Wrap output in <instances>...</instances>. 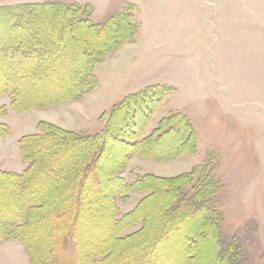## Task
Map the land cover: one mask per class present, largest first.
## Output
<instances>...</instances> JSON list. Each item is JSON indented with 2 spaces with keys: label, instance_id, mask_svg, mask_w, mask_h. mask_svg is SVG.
I'll return each mask as SVG.
<instances>
[{
  "label": "rangeland",
  "instance_id": "rangeland-1",
  "mask_svg": "<svg viewBox=\"0 0 264 264\" xmlns=\"http://www.w3.org/2000/svg\"><path fill=\"white\" fill-rule=\"evenodd\" d=\"M38 3L79 6L94 24L129 9L137 31L131 41L122 44L94 68L93 77L99 85L81 100L15 114L10 108V98L0 96V124L9 128L7 134H0V170L21 173L25 169L18 141L22 136L40 133L36 127L39 122L65 131L96 134L104 125L100 119L103 112L110 111L129 94L160 86L167 92L150 116L143 136L156 129L169 113L178 111L195 130V153L166 162L135 156L119 177L133 182L146 174L172 178L195 171V183L196 176L212 171L218 191H214L215 188L212 191L210 204L219 212L223 240L229 242L233 237L237 240L246 264H264V0H0V8ZM43 19L37 17L15 29L6 28L0 22L2 44L15 39L20 41L17 46L25 45L30 49L29 45L36 43L37 34L41 41H48L57 49L63 46L59 49L64 54L53 63L45 58L28 60L29 54L25 57L15 52L0 62V85L6 74L12 84L21 89L20 96L25 102L53 99L62 94L70 82L69 71L81 63V55L76 51L81 42L76 35L64 37L63 42L55 41L60 25ZM71 46L74 47L72 52ZM69 52L71 54L65 55ZM40 66L45 68L31 77L35 67L33 74ZM25 76L29 84H22ZM171 142L158 145L152 151L166 152L165 145ZM121 152L116 149L107 154L106 159L113 163V156ZM59 153L53 150L48 154L58 156L61 162L75 161L70 153ZM60 166L53 164L45 176H55ZM47 177L41 181L45 185ZM203 184L204 179L199 185ZM2 194L0 190V196ZM98 194H91L90 198L99 202L104 193ZM147 194L131 191L125 201L115 198L118 217L131 212ZM148 204L144 207L145 213L155 216L150 209L154 202ZM107 208V204L101 202L91 207L93 216L82 225L79 264H86L83 253L95 242L97 233L107 236ZM0 210L4 214L8 206L2 202ZM163 210L164 214L157 216V226L165 225L172 218L165 207ZM193 223L194 220L188 218L180 223V229L154 237L152 250L161 264H175L181 258H187L189 264H212L218 260L214 252L206 262L201 260L202 241L209 242L211 234L205 235L200 229L197 233L191 232L186 227ZM140 227L141 224L130 226L121 235L131 234ZM187 238L195 246L186 242ZM44 239L40 242L42 249L51 245L49 237ZM2 243L5 244L0 246V264H29L18 241ZM62 258L66 262L71 260L65 255Z\"/></svg>",
  "mask_w": 264,
  "mask_h": 264
},
{
  "label": "trees",
  "instance_id": "trees-1",
  "mask_svg": "<svg viewBox=\"0 0 264 264\" xmlns=\"http://www.w3.org/2000/svg\"><path fill=\"white\" fill-rule=\"evenodd\" d=\"M37 17H43L46 22H56V26L60 25L57 27L59 33L55 41L63 42L64 37L76 35L81 42V46L76 49L81 55V63L75 70L69 71L67 78H70V82L61 95L38 102L23 101L21 89L16 88L5 74L0 85V96L7 95L10 98V108L15 114L25 113L30 108L45 109L60 102L84 98L99 85L93 77L94 68L122 44L131 41L137 31L129 9L111 16L103 23L94 24L86 17L84 9L63 3L0 8V22L6 28H20L23 23ZM35 39L36 43L29 45L30 49L25 45L17 46L20 41L15 39L3 44L0 42V62L7 60L6 57L14 52L25 57L28 54L34 55L26 57L28 60L45 58L52 63L56 57L64 54L60 47L58 50L48 41H41L37 34ZM85 41L88 44H84ZM69 50L72 52L74 47L71 46ZM43 68L40 66L35 74L31 73V77ZM23 78L25 81L22 84L26 82V76ZM159 87L151 86L129 94L114 104L110 111L103 112L100 119L104 125L99 133H75L39 122L37 128L40 133L22 136L18 145L25 169L21 173L0 170V190L3 191L0 205L3 202L8 206L6 213H0V243L18 241L30 264H79L82 225L88 223L86 220H91V207L101 202L108 206L106 225L109 231L106 237L97 233L94 239L97 242L84 251L86 264H161L159 256H155L152 250L154 237L167 234L171 229H180V223L188 218L194 220L193 224L186 227L191 232L200 229L205 235L211 234L209 242L203 240L204 245L201 243L204 247L202 261L206 262V258L210 259L216 253L218 261L212 264H246L245 254L237 240L233 237L225 242L222 238L219 212L210 204L214 195L212 191L214 188V191H218L212 171L207 175L201 173L196 176L195 183V171L172 178L146 174L136 177L133 182H126L119 177L128 161L135 156L166 162L184 154L195 153V130L178 111L169 113L159 121L156 129L143 136L150 116L161 105L162 96L167 92ZM8 130V126L0 124L1 135L7 134ZM165 141H173L165 145L168 151H152L158 145L165 144ZM116 149L122 152L113 156L114 162L111 163L106 156ZM53 150L60 152L59 155L68 152L75 157V161L61 162L57 160L58 156L49 155ZM53 164L61 165V168L55 176H45ZM45 177L46 185L41 182ZM203 179L204 184L199 185ZM53 187L57 188L53 190ZM131 191L148 194L138 201L131 212L118 217L115 198L125 201ZM98 193L104 194L99 202H95L90 195ZM151 202H154V206L150 209L156 217L145 213L144 207ZM163 207L172 218L165 225L157 226L155 222L158 215L164 214ZM136 224H141L137 231L121 235L126 228ZM46 236L51 239V245L46 249L43 247V250L40 242L43 243ZM187 241L192 247L195 246L189 238ZM64 255L71 260L66 262L62 258ZM175 264L189 263L187 258H181Z\"/></svg>",
  "mask_w": 264,
  "mask_h": 264
},
{
  "label": "bare ground",
  "instance_id": "bare-ground-1",
  "mask_svg": "<svg viewBox=\"0 0 264 264\" xmlns=\"http://www.w3.org/2000/svg\"><path fill=\"white\" fill-rule=\"evenodd\" d=\"M31 20H32V19H31ZM26 23H28V22H26ZM29 23H30V21H29ZM52 24H53V23H52ZM33 29H34V28H33ZM57 31H58V30H57ZM31 32H32V31H31ZM50 33H51V32H49V34H50ZM55 33H56V32H55ZM34 34H35V33H34ZM34 34H33V35H34ZM53 34H54V33H53ZM51 35H52V34H51ZM54 35H55V34H54ZM65 46H66V45H65ZM65 46H64V47H65ZM62 47H63V46H62ZM62 47H61V48H62ZM53 48H54V47H53ZM53 48H52V49H53ZM61 48H60V49H61ZM65 50H66V49H65ZM67 52H68V51H67ZM42 63H43V62H42ZM43 64H44V63H43ZM64 76H65V75L63 74L62 77H64ZM61 79H62V78H61ZM60 95H61V94H60ZM59 97H60V96H59ZM57 98H58V97H57ZM55 99H56V98H55ZM50 101H51V100H50ZM83 187H84V186H83ZM79 189H80V188H79ZM85 189H86V188H85ZM85 207H86V206H85ZM184 221H185V220H184ZM186 249H187V248H186ZM217 261H218V260H217ZM182 263H183V262H182Z\"/></svg>",
  "mask_w": 264,
  "mask_h": 264
},
{
  "label": "crops",
  "instance_id": "crops-1",
  "mask_svg": "<svg viewBox=\"0 0 264 264\" xmlns=\"http://www.w3.org/2000/svg\"><path fill=\"white\" fill-rule=\"evenodd\" d=\"M37 127V126H36ZM24 170V169H23ZM22 170V171H23ZM12 172H15V171H12ZM21 172V171H20ZM15 173H19V172H15ZM3 244H5V243H0V246H2ZM25 252V251H24ZM29 260V259H28ZM30 264V263H29Z\"/></svg>",
  "mask_w": 264,
  "mask_h": 264
}]
</instances>
